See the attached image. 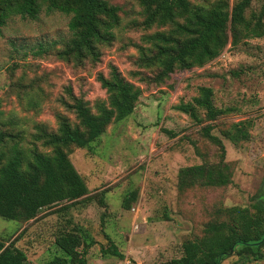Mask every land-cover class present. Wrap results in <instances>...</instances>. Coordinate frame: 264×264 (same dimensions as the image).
I'll return each mask as SVG.
<instances>
[{"label": "rangeland", "instance_id": "374dc122", "mask_svg": "<svg viewBox=\"0 0 264 264\" xmlns=\"http://www.w3.org/2000/svg\"><path fill=\"white\" fill-rule=\"evenodd\" d=\"M108 1L118 6L121 23L114 30V41L101 48L95 64H66L54 51L35 55L38 45L53 43L59 48L68 38V17L60 13L42 15L36 21L13 18L0 33V121L13 123L25 138L35 123L56 129V113L75 121L62 104V100L70 101L67 88L92 110L97 102L106 101L97 75L107 76L109 65L141 89L130 115L111 122L85 148L68 153L89 194H102V203L95 199L60 210L62 203L42 209L37 218L25 223L0 217V239L14 241L27 255V264L49 261L55 251L56 231L76 225L88 229L97 241L88 252L87 264L169 262L181 257L185 240L201 235L214 205L251 207L262 191L264 201V36L240 39L234 46L230 37L215 59L202 67L175 71L162 84H155L151 79L157 70L139 67L140 53L135 45L149 46L143 35L167 27L144 30L135 1ZM229 1L232 5L238 0ZM261 3L252 0L253 10ZM202 86L211 88L216 108L230 111L213 122L197 124L176 107L189 103ZM199 114L203 117L202 111ZM245 120L253 123L247 142L234 146L220 135ZM207 124L214 126L211 134L224 144L232 182L224 188H195L180 196L176 189L179 168L219 161L218 148L202 135ZM133 190H138V198L124 210L122 200ZM105 234L122 259L102 255ZM235 260L233 256L222 264Z\"/></svg>", "mask_w": 264, "mask_h": 264}, {"label": "trees", "instance_id": "16d2710c", "mask_svg": "<svg viewBox=\"0 0 264 264\" xmlns=\"http://www.w3.org/2000/svg\"><path fill=\"white\" fill-rule=\"evenodd\" d=\"M141 9L144 30L152 26L165 30L143 35L147 47L135 45L140 68L156 69L151 81L162 84L175 71L202 67L220 55L231 37L232 45L240 39L264 36V0L253 10L252 0H133ZM60 13L68 17V38L56 48L53 43L38 45L35 55L54 51L66 64H95L101 48L115 39L119 27V8L108 0H0V33L13 18L38 20L42 15ZM97 80L107 95L92 110L87 102L75 97L69 88L70 101H63L74 114L73 122L64 113H56V129L35 123L25 138L13 123L0 121V217L16 222L37 218L42 209L65 203L60 210L95 199L102 203V194L90 195L86 183L68 158L69 151L88 146L105 132L111 122H118L132 113L141 89L127 81L118 69L109 65L107 76ZM176 109L195 123L213 122L229 113L213 104L209 87H199L189 103ZM199 111L203 112V117ZM253 123L239 121L220 131L223 139L234 146L250 139ZM214 126L202 127V135L219 150V161L181 167L176 175V189L184 196L195 188H224L231 184L232 172L225 161V147L219 136L211 134ZM39 145V146H38ZM39 147L45 149L41 151ZM48 149V150H47ZM263 191L251 207L214 205L201 235L182 243V255L159 264H222L236 257L232 264H258L264 261ZM138 198V190L128 193L122 208L129 210ZM106 215H102L101 220ZM168 218L167 215H164ZM89 230L79 225L60 228L53 238L54 254L45 264H87V255L97 244ZM107 244L100 247L103 256L123 258L105 234ZM27 255L14 241L0 239V264H27Z\"/></svg>", "mask_w": 264, "mask_h": 264}, {"label": "built area", "instance_id": "2783aa9c", "mask_svg": "<svg viewBox=\"0 0 264 264\" xmlns=\"http://www.w3.org/2000/svg\"><path fill=\"white\" fill-rule=\"evenodd\" d=\"M133 210V209H132Z\"/></svg>", "mask_w": 264, "mask_h": 264}]
</instances>
